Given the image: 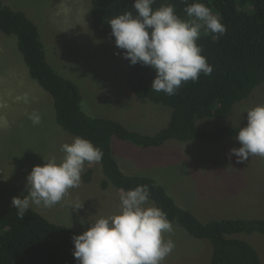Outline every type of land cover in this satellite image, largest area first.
I'll return each instance as SVG.
<instances>
[{
  "label": "rangeland",
  "instance_id": "1",
  "mask_svg": "<svg viewBox=\"0 0 264 264\" xmlns=\"http://www.w3.org/2000/svg\"><path fill=\"white\" fill-rule=\"evenodd\" d=\"M16 11L24 12L38 27L47 61L60 75L73 81L83 95V109L92 117L114 119L125 127L153 135L169 121L168 108L150 102L138 101L128 88L129 68L126 59L118 53L115 42L98 34L90 16L91 0H2ZM264 104V86L256 88L252 95L239 102L233 111L223 117L198 120L199 127L212 130L222 126L247 125L250 108ZM39 112L42 121L33 125L29 114ZM74 136L64 131L55 120L53 98L35 80L18 49L17 39L0 31V211L12 207V198L28 195L27 176L36 165H43L45 158L63 157L61 146L71 143ZM116 139V138H114ZM168 141L160 148H152L150 161L141 160L140 153L133 156L137 168H152L156 179L182 207V197L196 196L197 180L213 177L211 184L221 185L229 176L214 175L200 170L264 167V157H249L237 162L230 149L241 145L236 138H223L214 142ZM196 144L195 146H191ZM118 160L129 164L131 155L118 141L115 143ZM132 146V145H131ZM177 146L180 152L177 153ZM134 147V146H133ZM137 151H142L135 148ZM134 150V149H132ZM157 150V151H156ZM92 171L90 182L85 175ZM148 175L149 172L137 171ZM152 171V170H150ZM210 175V176H209ZM103 180L101 163H86L81 174V183L72 188L64 199L50 208L33 209L51 223L73 230L77 235L86 231L91 221L118 213L120 200L114 187L101 189ZM173 189H177L173 192ZM188 210L201 213L199 220L236 219L222 214L223 208H213L211 198L193 201ZM150 203H153L150 200ZM82 205L79 209L74 208ZM187 209V208H185ZM209 216V217H208ZM239 217H244L243 214ZM209 222V221H208ZM174 231L165 234L171 238L175 248L162 264H210L213 246L207 239L191 236L179 225L172 223ZM242 240L264 243V235L239 234ZM239 237V238H240ZM231 238V237H229ZM255 245V244H254Z\"/></svg>",
  "mask_w": 264,
  "mask_h": 264
},
{
  "label": "trees",
  "instance_id": "2",
  "mask_svg": "<svg viewBox=\"0 0 264 264\" xmlns=\"http://www.w3.org/2000/svg\"><path fill=\"white\" fill-rule=\"evenodd\" d=\"M210 7L226 27V32L201 33L197 43L213 67L197 81L184 83L175 95L151 90L156 72L140 63L129 68L127 85L138 101L168 108L170 119L153 135L131 130L114 119L92 117L83 109L80 88L57 73L47 61L43 42L35 23L21 11L0 0V31L17 39L18 49L30 77L53 98L57 124L72 136L89 139L103 151L100 160L103 180L100 187L118 191L147 185L150 200L168 219L197 239H207L213 246L210 264H261L256 249L249 243L229 238L237 234L264 235V219L214 220L201 222L190 210L180 207L156 179L123 173L113 152L112 141L119 140L137 148H160L168 141L214 142L235 138L241 126H222L212 130L199 127L197 121L223 117L239 102L249 98L258 86H264V0H187ZM165 3L175 5L176 13L187 19L184 0H155L153 9ZM134 0H91L90 16L95 31L115 42L110 19L133 11ZM118 48V47H117ZM124 50L118 48L123 56ZM124 57V56H123ZM92 171L85 175L90 182ZM73 235L68 227L51 223L29 209L25 218L13 207L0 211V264H78L74 257Z\"/></svg>",
  "mask_w": 264,
  "mask_h": 264
},
{
  "label": "clouds",
  "instance_id": "3",
  "mask_svg": "<svg viewBox=\"0 0 264 264\" xmlns=\"http://www.w3.org/2000/svg\"><path fill=\"white\" fill-rule=\"evenodd\" d=\"M181 18L175 5L165 3L153 9L155 0H134L133 11H127L108 22L116 46L132 65L150 66L155 72L151 90L175 95L188 81H197L200 74L211 75L213 67L197 43L201 33L215 34L219 39L226 27L205 3L188 4ZM247 125L236 134L240 147L230 149L238 163L249 157H264V104L246 111ZM33 125H39V112L29 114ZM63 157L45 158L27 176V196L12 198V207L23 220L32 205L50 208L61 202L68 191L81 183L86 163L98 162L103 151L89 139L76 135L71 143L61 146ZM118 213L98 217L80 235H73L74 257L78 264H162L175 248L165 234L174 231L166 213L150 203V189L138 185L121 190ZM77 204L74 208L79 209Z\"/></svg>",
  "mask_w": 264,
  "mask_h": 264
},
{
  "label": "crops",
  "instance_id": "4",
  "mask_svg": "<svg viewBox=\"0 0 264 264\" xmlns=\"http://www.w3.org/2000/svg\"><path fill=\"white\" fill-rule=\"evenodd\" d=\"M116 141H118L121 145L123 144V147L127 149L126 151H128L129 154L132 156L131 159H128L130 161L129 164L123 165L118 160L117 155L114 153L123 173L127 175H141V176H149L155 174L152 168H147L144 166H142L144 169L137 168L135 166L136 164H134L133 162V156L136 153H140L141 160L150 161L151 151L149 150L152 148L139 149L142 151H137L138 149L135 150L136 147H133L125 142H121L119 140L114 139L112 141L113 152H116L115 149H117L115 145ZM178 143L179 142H176V144ZM191 146H195V148H197L196 144ZM176 151L177 153L180 152L179 146H177ZM134 169H137V171L142 170V172L146 171L149 172V174L145 175L143 173L141 174L133 173L135 172ZM196 171L206 176H208V174H206L205 171H209L214 173L213 176L227 175L229 176V178H227V182L221 185L211 184L210 180L213 177L212 178L206 177L204 180L198 179L196 181L197 188L195 189V191H197L196 196L182 197V199L186 201L183 203V206H185V208L188 209L187 206L191 205L192 203L195 206V203L193 201H196L197 203H201V199L211 198L212 200L215 201L213 208H223L222 214L226 216H230V215L236 216V219H230V220L264 219V167L257 166V167L234 168L229 170L228 169L215 170L218 172H213V170H200V169H197ZM173 190H174L173 192H175L177 189H173ZM191 211L198 218L199 216H202L201 213L197 210V208L192 209ZM242 214L244 217H239ZM206 221L207 222L211 221V218L206 219ZM238 235L239 234L234 235L231 238L242 240L241 238H243V236L240 237ZM243 241L249 243L251 246H253L256 249L260 257L261 264H264V243H262L261 245L259 242L257 241L255 242L254 240H253V244L249 240H243Z\"/></svg>",
  "mask_w": 264,
  "mask_h": 264
}]
</instances>
